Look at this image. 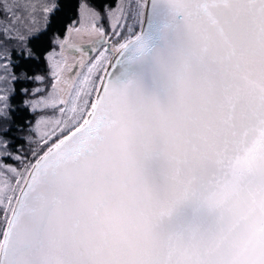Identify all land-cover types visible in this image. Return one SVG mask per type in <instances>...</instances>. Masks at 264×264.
I'll return each mask as SVG.
<instances>
[{
    "label": "snow or ice",
    "instance_id": "snow-or-ice-1",
    "mask_svg": "<svg viewBox=\"0 0 264 264\" xmlns=\"http://www.w3.org/2000/svg\"><path fill=\"white\" fill-rule=\"evenodd\" d=\"M0 264H264V0H0Z\"/></svg>",
    "mask_w": 264,
    "mask_h": 264
}]
</instances>
